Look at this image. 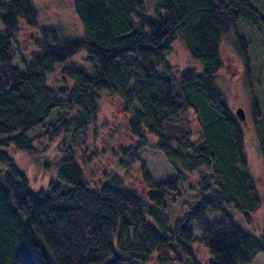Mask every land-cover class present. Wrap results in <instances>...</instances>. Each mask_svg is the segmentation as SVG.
<instances>
[{"label":"trees","instance_id":"1","mask_svg":"<svg viewBox=\"0 0 264 264\" xmlns=\"http://www.w3.org/2000/svg\"><path fill=\"white\" fill-rule=\"evenodd\" d=\"M73 11L79 35L40 25L31 0H0V264H198L195 240L209 253L207 264H246L264 253V238L229 209L248 221L261 198L246 167L240 121L216 81L224 35L239 20L264 29V14L251 0H155L150 10L143 0H73ZM22 28L36 33L24 51L17 42ZM175 39L198 69L172 70L167 56ZM233 45L246 64L249 42L235 28ZM80 51L83 64L66 63ZM57 66V83L50 84ZM101 92L117 98L127 116L134 140L121 147L118 162L139 163L144 196L116 172L89 186L76 158L95 131ZM252 99L264 163V122ZM190 111L200 128L196 139ZM42 123L43 132L27 135ZM39 138L45 148L59 139L48 159L57 178L46 188L33 186L14 158L42 151ZM146 146L162 152L173 177L151 178L138 158ZM192 173L196 192L184 187ZM180 184L194 204L168 215L166 201L180 195ZM214 213L220 216L207 221Z\"/></svg>","mask_w":264,"mask_h":264},{"label":"rangeland","instance_id":"2","mask_svg":"<svg viewBox=\"0 0 264 264\" xmlns=\"http://www.w3.org/2000/svg\"><path fill=\"white\" fill-rule=\"evenodd\" d=\"M38 10V23L43 26H59L68 35H79L82 32L81 25L78 22L73 11V0H31ZM147 9H151L155 0H143ZM251 2L264 14V0H251ZM231 27L224 35L221 42V67L217 74V84L224 93L227 104L235 114L237 108L244 111V119L239 120L244 139V152L246 155V167L252 174L258 193L260 195V207L248 214V221L241 213L230 207L234 219L248 232L257 238H264V163L258 150V134L251 120L253 112V99L257 101V110L260 112L259 121L264 122V29L259 26H252L241 22ZM237 21V23L239 22ZM234 28L243 34L248 42V62L245 64L234 50ZM35 31L30 28L20 29L17 35V42L22 51L33 47V37ZM86 54L83 51L78 52L66 63L83 64ZM172 70L177 74L187 67L199 68L198 64L191 58L180 39L173 41L171 52L167 56ZM61 66L48 74L47 81L54 84L59 77ZM57 83V82H56ZM100 110L96 119L94 133L89 129L86 141L78 148L76 158L80 163L85 177L88 179L89 186L96 187L105 180L106 174L116 172L121 178L125 187L144 196L147 187L141 179L139 163H130L127 168L119 165V158L122 157V146L133 144V137L129 134L126 126L127 116L123 113L120 102L115 97H109L106 92H101ZM46 119L47 122L52 117ZM189 120L192 139H196L200 128L193 112H189ZM44 125L37 124L27 131V135L35 136L43 132ZM59 137V136H57ZM48 140V138H45ZM40 152H26L15 154V160L26 167V172L35 187H47L50 180L57 178V165L49 164V160L56 153V144L58 138H55L48 148L42 139L39 138ZM153 144V139L149 138ZM44 148L46 150H44ZM24 152V151H23ZM139 160L144 161L146 169L150 172L154 181H160L173 177L176 172L168 163L161 151L154 147H143L138 151ZM44 157V158H43ZM192 185V190L189 186ZM194 186V187H193ZM186 191L196 192V174H188L185 183ZM175 200L166 201V210L168 215H178L182 205L192 206L187 197L181 192ZM192 192L191 194H193ZM195 194V193H194ZM220 213L205 215L207 221L213 217H219ZM198 234V231H195ZM192 249L198 264H207L209 253L195 240L192 243ZM148 264H155L150 262ZM246 264H264V253H258L254 259Z\"/></svg>","mask_w":264,"mask_h":264},{"label":"water","instance_id":"3","mask_svg":"<svg viewBox=\"0 0 264 264\" xmlns=\"http://www.w3.org/2000/svg\"><path fill=\"white\" fill-rule=\"evenodd\" d=\"M235 114H236V116H237V118H238L239 120H243V119H244V111H243L242 108H237V109L235 110Z\"/></svg>","mask_w":264,"mask_h":264}]
</instances>
